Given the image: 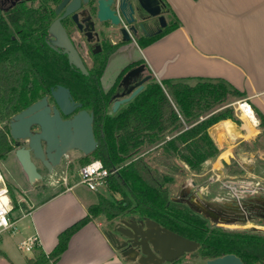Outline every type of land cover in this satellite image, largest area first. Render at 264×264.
I'll list each match as a JSON object with an SVG mask.
<instances>
[{"label": "trees", "instance_id": "obj_1", "mask_svg": "<svg viewBox=\"0 0 264 264\" xmlns=\"http://www.w3.org/2000/svg\"><path fill=\"white\" fill-rule=\"evenodd\" d=\"M167 8L169 34L180 23L168 4ZM50 12L44 2L38 9L18 6L0 16V160L16 147L9 128L12 117L61 85L94 115L98 147L79 160L80 166L100 160L107 169L119 170L108 179L110 194L99 195L87 215L59 235L50 254L35 248L36 258L28 264L57 262L71 237L100 216L110 223L151 219L200 244L196 253L174 263L200 257L205 264L233 254L244 264H264V231L222 228L172 199L171 187L179 176L201 175L219 157L221 149L211 129L222 121H235L230 99L243 94L223 80L198 79L190 84L153 78L132 101L110 114L111 93L101 86L107 56L95 59L88 76L70 67L44 41ZM256 115L264 131V115L258 111Z\"/></svg>", "mask_w": 264, "mask_h": 264}, {"label": "crops", "instance_id": "obj_2", "mask_svg": "<svg viewBox=\"0 0 264 264\" xmlns=\"http://www.w3.org/2000/svg\"><path fill=\"white\" fill-rule=\"evenodd\" d=\"M166 2L179 21V27L146 49L135 48L134 52L122 50V54H127L126 65L136 59H144L158 82L184 80L195 84L198 79L223 80L243 94L237 101H248L255 115L256 111L264 115V0H166ZM111 63L112 60L107 69ZM238 119L241 121L240 125L232 120H225L211 129L221 154L212 167L217 179L210 180V184L218 183L221 176L224 178L221 169L225 164L237 162L236 157L240 155L238 147L243 142L251 141L255 137L258 139L261 135L263 129L260 128V124L254 127L239 117ZM83 156L80 152L73 161H69V167L74 170L76 166L79 170L81 167L79 160ZM65 180L67 185L53 188L51 192H48V187H56V184L45 183L40 189L33 190L23 189L21 183L15 186L12 182L5 181L14 209L17 207L25 210L20 219H26L32 230L30 236H38L39 250L46 255L57 246L59 235L84 218L88 208L98 202L99 195H106L103 194L106 189L94 192L85 186L87 191L78 192L76 189L80 184L71 185L68 178ZM192 182L196 183V187L192 186ZM187 188L190 189L189 194L200 190L206 199L222 201L234 198L233 196L239 193H245L243 196L246 199L253 197L259 190L264 192V187L241 190L233 184L224 185L225 193L219 191L209 197L208 185L202 186L194 179H187L180 184L177 197ZM12 190L20 191L19 199ZM27 194H33L30 196L31 199L26 196ZM189 194H186V198ZM177 197L172 194V198ZM12 213L11 219L15 227L17 221L14 220ZM107 222L103 217L89 222L71 237L66 251L57 262L51 260L46 264H136L123 258L114 248L107 237L108 230L113 226H107ZM36 255L35 250L31 256H25L24 264H28V260L36 258ZM9 260L16 264L12 259ZM202 263L187 261L180 264Z\"/></svg>", "mask_w": 264, "mask_h": 264}, {"label": "water", "instance_id": "obj_3", "mask_svg": "<svg viewBox=\"0 0 264 264\" xmlns=\"http://www.w3.org/2000/svg\"><path fill=\"white\" fill-rule=\"evenodd\" d=\"M136 1L139 7L149 16L157 17L160 15L159 0ZM107 3L109 2H100V18L104 20L112 19L114 24H118L119 20L110 12ZM120 8L126 16L127 4L125 0H121ZM130 9L133 11L132 5H130ZM71 10L69 7L68 11ZM160 20L162 26H165L164 17H160ZM128 21L130 22L132 19H128ZM50 34L56 37V43L64 48L63 53L68 55L70 64L83 75H89L88 69L78 52L58 23L50 28ZM153 78H155L153 73L145 75V65L128 71L120 83V87H123L124 91L112 97L113 104L110 114L116 113L122 105L132 101L144 90L146 83ZM51 97L56 103V107L51 108L48 96L43 97L13 116L9 124L10 135L17 142L16 159L31 185L42 179L35 160L40 161L51 172L55 167L61 165L63 158L70 151L79 150L84 156H89L98 147L93 127V113L87 110L77 111L78 108L82 107V104L76 103L70 90L64 86L52 89ZM34 127H37L38 131L34 132ZM21 141H26L28 146L20 147L19 143ZM192 186L196 187V183L192 182ZM189 193L190 189L187 188L181 191L179 197L172 199L181 202V199ZM244 194H235L233 196L235 200L229 202L228 200L206 199L203 192L199 190L189 194V199L183 201V203L203 218L210 220L214 225H229L235 224V222H228L223 219L218 221L210 217L228 210L237 209L240 211L239 200L245 199ZM246 199H248V203L244 204L243 207L254 206L253 204L256 202V206L264 210V197L254 198L253 195V197H246ZM245 223L248 222L243 221L241 224ZM251 229L262 231L255 226ZM107 237L123 258L136 264H171L185 255L196 253L200 247L197 241L190 240L164 228L151 219L137 221L121 218L114 224L112 229L108 230ZM205 264L244 263L237 256L228 254L207 260Z\"/></svg>", "mask_w": 264, "mask_h": 264}, {"label": "flooded vegetation", "instance_id": "obj_4", "mask_svg": "<svg viewBox=\"0 0 264 264\" xmlns=\"http://www.w3.org/2000/svg\"><path fill=\"white\" fill-rule=\"evenodd\" d=\"M101 1L109 2L107 3L108 9L119 20L118 24H114L112 19L104 20L100 18L99 13ZM125 1L127 4L126 16L123 14L120 8L121 0H0V16L6 17V14L10 10L18 6H26L28 8L38 9L45 2L47 5H49V9L51 11L48 18L49 22L47 30L43 35L46 45L55 53L63 56L70 67L80 72L70 64L68 55L63 53L64 48L59 46L56 43V37L50 34V28L54 24L58 23L67 35L75 50L78 52L80 58L82 59L89 72L90 68L95 63V59L100 56H107V69L111 60L118 57L126 58L127 54H122V50H126L127 52H134L135 48L143 50L161 41L168 35L165 33L168 27L169 12L166 0H159L161 13L157 17L149 16L139 7L136 0ZM130 5H132L133 11H131ZM69 7L72 9L71 11H68ZM160 17H164L166 21L165 26H162ZM128 19H132V21L129 22ZM141 65H145V75L152 73L144 59H136L134 61H131L124 67L115 82L107 90L103 89V74L101 78L102 89L105 93H111V108L109 113L112 110V97L116 94H121L124 91V88L120 87V83L123 77L132 68ZM58 86H56L55 88H51V90L56 89ZM51 90L50 94H48L47 96L49 105L51 106V108H54L56 107V103L51 97ZM71 95L76 103L82 104V107L78 108L77 111L86 110L84 108V104L77 101L74 98L72 92ZM63 118L68 119L66 117ZM33 131H38V128L34 127ZM14 143L16 146L17 142L14 141ZM19 146L27 147L28 143L26 141H21L19 143ZM36 161L41 167L45 169V172L48 173V170L41 164V162L38 160ZM37 162L36 165L38 166ZM41 175V180H44V175ZM34 184L31 185L33 189ZM189 197L190 195L187 198H182L181 202L183 203V201L189 199ZM262 197H264V192L262 190H259V192L254 195V198ZM234 200L235 198L228 199L229 202H232ZM246 203H248V199H240V211H238L237 209L228 210L224 213H218L219 215L216 214L214 216H211L210 218L214 220L217 219L218 221L223 219L228 222H235V224H241L243 221L251 223L258 221L264 222V210L260 207H257L256 202L253 204L254 206H246L245 208L243 207V205ZM119 220L120 219H118V221Z\"/></svg>", "mask_w": 264, "mask_h": 264}, {"label": "rangeland", "instance_id": "obj_5", "mask_svg": "<svg viewBox=\"0 0 264 264\" xmlns=\"http://www.w3.org/2000/svg\"><path fill=\"white\" fill-rule=\"evenodd\" d=\"M122 59L115 58L112 60L109 69L106 70V73H104V76L102 78L103 89L104 88L108 89L109 86L115 82L121 70L126 66L127 59L125 58ZM237 100L238 99L236 98H231L230 99L231 103L229 105L234 110V115L236 118L234 122L240 125L241 121L238 119L237 112L235 111V107L237 106L233 105ZM16 149L17 147H15L14 150L5 159L0 160L1 173L5 181L7 180L9 182H12L15 186L18 183H21L20 185L23 187V189H27V188L33 189L30 183L28 182V179H26V175L25 173H23V170L16 159L15 156ZM238 153H240V155L243 157L237 155L236 159L238 163L236 161H233L234 163L235 162L237 163V166L233 165V162H230L227 167H223L221 169L224 173L223 174L224 178H222L221 176L219 178L220 181L218 183L213 182V184H210L212 179H217V177L214 174L215 173L214 170H212L214 162H211L205 166V171L201 175H193L191 173H186L185 176H179L176 183L171 187L173 192L172 194L177 197L179 194L178 190L180 184L182 183V181L187 179H194L198 184L202 186L208 185V187H210L209 197L214 196L219 191H223V193H225L226 190L224 188V185L232 186L233 184H236L239 187L238 189L241 190H244L245 188H249V187L251 188L258 186L264 187V131L261 130V135L258 139H256L255 137V139L251 141L243 142V144L238 147ZM79 154H80L79 150L70 151L63 158L61 165L55 167L51 172L48 171V173H46L45 169L41 167L39 163L35 160L39 166L38 169L39 173L43 174L45 178L44 180L36 181L33 190L40 189L45 185V183L49 185L51 183L56 184V187H51V186L48 187L47 189L48 192H51L53 188H58V186L59 187L63 186L65 184V178H68V180H70L68 183H70L71 185L78 183L80 180L78 170L76 169L75 165H74L75 166L74 170L70 169L69 161L71 160L73 161L74 158ZM55 182H57L58 184ZM76 190L78 192L87 191L84 185L81 184L78 185V188ZM12 191L14 192L15 196H17L19 199L20 191L19 192L18 190H12ZM103 194H106L108 196L110 194V191L106 189V192H104ZM31 195L33 194H27L26 196L31 199L30 197ZM24 214H25V210L23 208L15 207L12 216L14 220L17 221L16 226L10 232H5L0 236L2 237V242L0 243V264H12V262H10L9 259L15 261L16 264H24L26 260L25 256H31L33 254V252L26 253V252H22L19 249L20 243L22 241H25V239L28 236H30L32 231L30 229V226L26 222V219H22V218H21L22 220L20 219V217H22ZM100 217L106 219L105 216H100ZM106 221L108 220L106 219ZM117 221L115 220L112 223L108 221L107 226L112 227ZM218 226L229 230H246V229H251L253 226H255L264 230L263 221L252 222V223L248 222L245 224H229V225H218ZM187 261L193 263L203 262V260L200 257H195V258L183 259L181 263ZM176 264H180V263H176Z\"/></svg>", "mask_w": 264, "mask_h": 264}, {"label": "built area", "instance_id": "obj_6", "mask_svg": "<svg viewBox=\"0 0 264 264\" xmlns=\"http://www.w3.org/2000/svg\"><path fill=\"white\" fill-rule=\"evenodd\" d=\"M233 105L237 106L235 107V111L237 112V116L243 122H248L254 127L259 126L260 123L248 101L239 100ZM118 170L119 169H107L100 160L92 161L79 168L78 174L80 180L77 184L84 185L86 188L94 192L107 189L109 177L117 173ZM65 184L67 185L66 180ZM13 210L14 207L10 200V191L0 170V236L5 232H10L14 229L15 223L11 219V213ZM257 228L260 229L259 227ZM39 243L38 236L32 235L24 242L20 243L19 249L22 252L31 253L34 252Z\"/></svg>", "mask_w": 264, "mask_h": 264}]
</instances>
